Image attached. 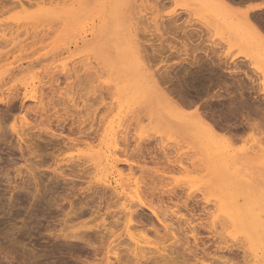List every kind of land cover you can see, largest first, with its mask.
Segmentation results:
<instances>
[{
  "label": "rangeland",
  "instance_id": "rangeland-1",
  "mask_svg": "<svg viewBox=\"0 0 264 264\" xmlns=\"http://www.w3.org/2000/svg\"><path fill=\"white\" fill-rule=\"evenodd\" d=\"M158 1L163 3L154 9ZM229 1L220 6L209 0L223 17L216 20L193 0H0V127L9 137L0 143V264H119L120 258L141 257L143 247L151 261L143 264H156L180 243L194 250L187 256L190 264H264V0ZM248 17L261 22L256 26L263 31L255 32ZM155 19L202 38L193 44L181 30L163 33ZM224 19L234 21L239 33L223 25ZM118 47L148 56L142 59L144 75L165 78L164 71H171L172 77L156 78L174 104L152 87L127 95L132 82L118 66ZM195 54L205 61L202 68L188 64ZM229 71L237 72L234 79ZM116 86L125 88L121 97ZM201 112L209 114L215 130L195 123ZM243 114L256 120L248 124ZM114 118L128 131L120 149L129 152L117 155L127 154L129 163L113 155L111 138L99 140ZM20 130L39 152L24 143L25 152L20 150ZM98 150L94 162H85ZM164 151L172 153V161ZM178 158L187 171L179 170L173 161ZM148 205L175 211L181 219L172 221L169 231ZM131 207L147 222L129 225ZM80 225L90 231L83 242L74 237L87 231Z\"/></svg>",
  "mask_w": 264,
  "mask_h": 264
},
{
  "label": "bare ground",
  "instance_id": "bare-ground-1",
  "mask_svg": "<svg viewBox=\"0 0 264 264\" xmlns=\"http://www.w3.org/2000/svg\"><path fill=\"white\" fill-rule=\"evenodd\" d=\"M2 1V0H1ZM12 1V0H11ZM23 1V0H22ZM61 1V0H60ZM193 1H197L200 5H203L204 6V8H206V9H209V10H211V11H208V12H211L213 15H214V17H216L215 19L216 20H222L223 19V17L222 16H219V15H217V13H215V11L213 10L214 9V7L211 5V3L209 2V0H193ZM226 2H228L229 0H225ZM4 2V1H3ZM5 2H7V1H5ZM25 2V1H24ZM46 2H47V0H46ZM49 2V1H48ZM64 2V1H63ZM68 2V1H67ZM147 2V1H146ZM159 2V1H158ZM160 2H162L163 3V1H160ZM160 2H159V4H157V2H156V4H155V2H153L152 4H154V9H155V7L157 8V6H160L161 4H160ZM167 2V1H166ZM215 2V1H214ZM222 2V3H221ZM223 2H224V0H216V3L217 4H219L220 6L223 4ZM230 3V5H231V1H229ZM232 2H233V0H232ZM10 3V2H9ZM13 2H11V4H12ZM17 4H18V2H16ZM23 3V2H22ZM22 3L20 4V2H19V4H20V6H22ZM26 3V2H25ZM60 3V2H59ZM197 3V5H199ZM225 3V2H224ZM235 3V2H234ZM239 3V2H238ZM244 3V2H243ZM15 4V3H14ZM18 4V5H19ZM46 4H48V3H46ZM151 4V3H150ZM226 4V3H225ZM233 4V3H232ZM9 5V4H8ZM16 5V4H15ZM27 5H29L28 4V2H27ZM14 6V5H13ZM17 6V5H16ZM148 6V5H147ZM15 7V6H14ZM14 7H12L13 9H14ZM19 7V6H18ZM261 7V6H260ZM147 8V7H146ZM162 8V7H161ZM257 8H259V6H255L253 9H257ZM152 9V8H151ZM150 9V10H151ZM205 9V10H206ZM224 9V8H223ZM228 9V8H227ZM10 10V9H9ZM8 10V11H9ZM66 10V9H65ZM160 10V9H159ZM229 10V9H228ZM260 10V9H259ZM158 10H156V12H157ZM160 12V11H159ZM248 12V11H247ZM253 12H255V11H253ZM155 13V12H154ZM158 13V12H157ZM252 13V12H251ZM259 13V12H258ZM211 14V15H212ZM256 14V13H255ZM150 15H152V14H150ZM243 16V15H242ZM241 16V18H243ZM250 16V15H249ZM207 17V16H206ZM210 17V16H209ZM212 18V17H211ZM249 19H250V21H253L254 19H252L251 20V17H248ZM248 18L246 19V20H248ZM254 18V17H253ZM257 18V17H256ZM259 18V17H258ZM264 18V17H263ZM151 19V18H150ZM243 19H245V18H243ZM160 20V19H159ZM159 20H157V19H155V26L160 30V31H165L166 32V34H171L172 33V31L170 30L171 28L174 30H177V32L179 31V30H181V27L180 26H178V25H176V24H174V22H172L173 24H174V28H173V24L172 25H170V24H167V25H170L169 27L168 26H163L164 24H163V22H162V24H160L159 25ZM212 20V19H211ZM246 20H245V22H246ZM152 21H154V19L152 20ZM233 21V20H232ZM186 22H188V21H186ZM218 22V21H217ZM234 22V21H233ZM233 22H229L228 20H226V19H224V21H223V25H227V27L228 28H230L231 29V31L233 32V33H236V32H238V29L233 25ZM247 22H249V21H247ZM246 22V23H247ZM254 22H255V24H254ZM256 22H258L257 20H255V21H253V22H250V27H252L254 30H255V32H257L258 34L260 33V31L262 32L263 31V27H261V29L262 30H260L259 29V27H257L258 26V24H260V23H256ZM144 23V22H143ZM147 24V23H146ZM182 24V23H181ZM191 24V23H190ZM237 24H239V23H237ZM3 25V24H2ZM161 25L163 26V27H161ZM166 25V24H165ZM222 25V26H223ZM257 25V26H256ZM260 25H262V24H260ZM263 25H264V23H263ZM147 26V25H146ZM8 27V26H7ZM246 27H248V26H246ZM162 28H165V29H163V30H161ZM241 28V27H240ZM157 29V30H158ZM187 29H188V27H187ZM224 29V28H223ZM260 31H259V30ZM158 30V31H159ZM170 30V31H169ZM174 30V32H173V35H175L174 33H177L176 31ZM189 30V29H188ZM198 30V29H197ZM209 30V29H208ZM258 30V31H257ZM182 32H183V35L186 37L185 38V40L188 42H191V43H193L194 42V39L196 38L198 41H200V39L202 38V36L201 35H199L198 33H193V32H187V30H186V28L185 29H182L181 30ZM191 31H194V30H191ZM229 31V30H228ZM201 32V31H200ZM264 32V31H263ZM261 33L260 35L262 36V37H264V33ZM164 33V32H163ZM239 33V32H238ZM236 35V34H235ZM162 36H165L164 34H162ZM130 37V36H129ZM184 38V37H183ZM255 38V37H254ZM172 39V38H171ZM175 39V38H174ZM173 39V40H174ZM246 39V38H245ZM132 40V39H131ZM237 40V39H236ZM166 41V40H165ZM134 42V41H133ZM187 42H183V46H184V51L187 53L188 52V44H187ZM202 42V41H201ZM200 42V43H201ZM125 43V42H124ZM138 43V42H137ZM199 43V44H200ZM190 44V43H189ZM194 44V43H193ZM120 45V44H119ZM122 46V45H121ZM123 47V46H122ZM129 48V47H128ZM191 48V47H190ZM197 48V47H196ZM127 50H129V51H127ZM126 51H125V49H123V48H121V47H118V49H116V54H117V59H118V66L120 67V69H121V71H123V74H125V76L129 79V81H131L132 83L130 84V89L129 88H127L126 87V89H128V91L126 92L127 93V95H130V98H131V96L132 95H134L133 93H139L138 91H140L139 90V88H148V89H150V87H152V88H155V90H157V91H159V93L162 95V97L164 98V100L166 101V103L167 104H169L170 106L172 105V104H174V101H172L167 95L169 94L167 91H166V93H164V91L166 90L165 88V90L163 91V90H161L160 88H159V80H161L162 78L165 80V78L167 77V76H171L172 77V75H170V72L167 70V71H164L165 72V78H164V76L162 77L161 76V74H163V73H161V74H159V73H157V76L159 75L160 76V78L161 79H159V76H158V79L159 80H157V76L155 75H153V74H151V73H146V75H144V72L146 71L145 69H144V66L142 65V59L144 60V59H146V58H148V56H146V54H145V57H143V58H141L140 56H139V53L136 51V50H134L133 48H131V50L130 49H127ZM200 50V49H199ZM198 50V51H199ZM216 50V49H215ZM218 50V49H217ZM264 50V49H263ZM145 51V50H144ZM191 51V50H190ZM197 50H195V51H193V52H198ZM214 52H216V51H214ZM141 53V52H140ZM218 53V52H217ZM194 54V53H193ZM205 54V56H206V58L209 60H211L212 59V57L210 56V53L209 52H205L204 53ZM216 54V53H215ZM215 54H213V55H215ZM187 55V54H186ZM196 55V54H195ZM212 55V56H213ZM189 56V55H188ZM216 57V56H215ZM192 59H194L193 60V62H191V63H188V64H190L192 67H195V68H198V67H196V66H199L200 65V63H202V61H204V60H202V61H200L199 59L200 58H197V55L196 56H194V58H192ZM217 59L220 61L219 63H221V59H222V56H218L217 57ZM187 60V59H186ZM216 60V59H215ZM191 61V60H190ZM212 61V60H211ZM145 62V61H144ZM189 62V61H188ZM205 62V61H204ZM147 63H148V61H147ZM207 63V62H206ZM208 63H209V61H208ZM211 63V62H210ZM209 63V64H210ZM212 64H215L214 63V61H212ZM207 65V64H206ZM118 66H117V70H119L118 69ZM208 66H210V65H208ZM224 66V65H223ZM190 67V66H189ZM191 67V68H192ZM200 67V66H199ZM204 67V66H203ZM217 67V66H216ZM225 67H227V66H225ZM200 68H202V67H200ZM205 68V67H204ZM214 68V67H213ZM219 68V67H218ZM114 69V68H113ZM167 69V68H166ZM169 69V68H168ZM209 69H210V67H209ZM226 69V68H225ZM228 69V68H227ZM147 70H149V69H147ZM205 70H207V69H205ZM214 72H215V69H212ZM220 70H221V67H220ZM187 71H188V69H187ZM227 71V70H226ZM158 72V71H157ZM184 72V71H183ZM206 72V71H205ZM210 72H212V71H210ZM222 72V71H221ZM225 73V72H224ZM237 73V72H236ZM236 73H234V72H230L229 71V75H230V77H232L233 79H234V77H233V75H237ZM172 74H174V73H172ZM186 74H188L187 72H186ZM199 74V73H198ZM209 74H211V73H209ZM218 73H216V75H217ZM167 75V76H166ZM184 75V74H183ZM189 75V74H188ZM193 75V74H192ZM219 75V74H218ZM227 75V74H226ZM228 75V76H229ZM205 76V75H204ZM213 76H214V74H213ZM227 76V77H228ZM242 76V75H241ZM178 78H179V76H177ZM191 77V76H190ZM193 77V76H192ZM195 77H197L196 75H195ZM203 77V76H202ZM216 77V76H215ZM218 77V76H217ZM222 77V76H221ZM119 78V77H118ZM175 78H176V76H175ZM211 78V77H210ZM224 78V77H223ZM222 78V79H223ZM167 79V78H166ZM169 79H171V78H169ZM194 79V78H193ZM201 79V78H200ZM205 79V78H204ZM215 79V78H214ZM221 79V78H220ZM208 80V79H207ZM206 80V81H207ZM218 80V79H217ZM163 81V80H162ZM167 81V80H166ZM196 81V80H195ZM199 81V80H198ZM200 81H202V80H200ZM199 81V82H200ZM209 81H210V79H209ZM211 81H213V80H211ZM197 82V81H196ZM203 82V81H202ZM225 83H227L226 81H224ZM161 83V82H160ZM195 83V82H194ZM201 83V82H200ZM148 84H149V87H148ZM162 85H163V82L161 83ZM232 84V83H231ZM241 84H243V83H241ZM248 84H249V82H248ZM247 84V85H248ZM220 85V84H219ZM218 85V86H219ZM230 85V84H229ZM234 85V84H233ZM233 85H232V87H233ZM161 86V85H160ZM199 86V85H198ZM223 86V85H222ZM118 87V88H117ZM169 87V86H168ZM204 87V86H203ZM116 88L117 89H119V96L121 97L122 95H124V93H121L120 94V92L123 90L124 91V87L123 86H116ZM170 88V87H169ZM168 88V89H169ZM193 88V87H192ZM207 88V87H206ZM223 88V87H222ZM172 89V88H171ZM170 89V90H171ZM194 89V88H193ZM226 89V88H225ZM230 89V88H229ZM237 89V88H236ZM138 90V91H137ZM189 90V89H188ZM191 90V89H190ZM232 90V89H231ZM234 90V89H233ZM238 90V89H237ZM236 90V91H237ZM241 90H243V88L242 89H240V92H239V94L242 96V91ZM230 90H228L227 89V94L229 95H231V96H235L236 95V92L235 91H233V92H229ZM244 91V90H243ZM188 92V91H187ZM216 92V91H215ZM225 92V91H224ZM229 92V93H228ZM168 93V94H167ZM172 93V92H171ZM181 93V92H180ZM190 94V93H189ZM159 96V95H158ZM230 96V97H231ZM171 97V96H170ZM197 97V96H196ZM221 98L222 97H224V98H227V96H220ZM183 98V97H182ZM232 98V97H231ZM121 100H122V98H120L119 99V101H120V104H121V106H122V103H121ZM193 100V99H192ZM229 100V99H228ZM230 100H233V99H230ZM43 101V100H42ZM200 101V100H199ZM205 101V100H204ZM241 101H243L244 102V99L242 100L241 99ZM247 101V100H246ZM246 101H245V103H246ZM242 102V104L244 105V103ZM117 103V102H116ZM115 103V104H116ZM177 103V102H176ZM190 103H192V102H190ZM229 103V102H228ZM248 103V102H247ZM246 103V104H247ZM13 104V103H12ZM114 104V103H113ZM178 104V103H177ZM233 105H234V102L232 103ZM9 105V104H8ZM193 105V104H192ZM233 105H231V106H233ZM21 106V105H20ZM174 106V105H173ZM180 106V105H179ZM182 106V105H181ZM204 106V105H203ZM209 106V105H208ZM230 106V107H231ZM246 106H249V105H246ZM1 107V106H0ZM14 107V106H13ZM258 107H259V105H258ZM258 107H255L256 109H259ZM5 108V107H4ZM212 108V107H211ZM2 109V108H1ZM0 109V110H1ZM7 109V108H6ZM208 109V108H207ZM213 109V108H212ZM231 109V108H230ZM233 109V108H232ZM3 110H5V109H3ZM240 110V109H239ZM9 111V110H8ZM7 111V112H8ZM10 111H11V109H10ZM9 111V112H10ZM206 111V110H205ZM234 111V110H233ZM243 111H244V109H243ZM238 112V111H237ZM239 113V112H238ZM256 113H258L259 114V111L258 112H256ZM3 114V113H2ZM1 114V115H2ZM5 114V113H4ZM7 114V113H6ZM201 114H202V112H201ZM201 114H198V113H196L195 114V123L196 124H199V125H202V126H204L203 124H206L207 126H208V124H210V127H212V129L213 128H215L217 125H215L214 123H213V126L211 125V123H212V121H211V123L209 122V114H208V118L205 116V115H201ZM229 114V113H228ZM258 114H257V116H258ZM8 115V114H7ZM224 115V114H223ZM232 115V114H231ZM237 115V114H236ZM256 115V114H255ZM4 116V115H3ZM9 116V115H8ZM228 116V115H227ZM243 116L245 117L244 119L246 120V123H251V121L253 120V116L251 117V119H250V116L249 115H244L243 114ZM262 116H263V114H262ZM261 116V117H262ZM34 117V116H33ZM259 117V116H258ZM257 117V118H258ZM2 118V117H1ZM222 118V117H221ZM223 118H224V116H223ZM229 118H230V116H229ZM263 118H264V116H263ZM3 119V118H2ZM1 119V120H2ZM8 119V118H7ZM7 119H5V121L7 120ZM37 120V119H36ZM225 120H226V118H225ZM227 120H228V118H227ZM254 120H256V119H254ZM253 120V121H254ZM3 121V120H2ZM257 121H258V119H257ZM117 122V119L116 118H114V120L110 123V124H112V125H110V126H106L105 127V129H104V131H103V135L101 134L100 135V141H102V140H104L106 137H108L109 139L111 138L112 140H111V147L114 149V154L113 155H115V157L117 156L118 158L117 159H119L121 156H123V158L127 155V154H125V156L124 155H121L120 157L118 156V155H120V154H118L119 152H121V151H123L122 149H120V147H121V142L123 141L124 143H122L123 145L122 146H124V144L126 145V136L128 135V131L125 129V130H122V126L123 125H118V123L117 124H115ZM228 122V121H227ZM256 122V121H255ZM3 123V122H2ZM2 123H0V125L2 124ZM220 123V122H219ZM246 123H245V126H246ZM218 124V123H217ZM239 124V123H238ZM240 124H242L243 126H244V124L241 122ZM247 124V125H248ZM252 124H254V123H252ZM251 124V125H252ZM256 124H257V122H256ZM255 124V125H256ZM42 125V124H41ZM254 125V126H255ZM258 126H259V123L257 124ZM2 126H3V124H2ZM2 126L0 127V143H2V141H3V144H4V140H5V142L6 141H8V140H6V139H8L9 137H8V133L5 135L4 133H3V131L5 130L6 131V129L7 128H2ZM93 126V125H92ZM104 126V125H103ZM206 126V127H207ZM236 126V125H235ZM240 126V125H239ZM250 126V125H249ZM257 126V127H258ZM219 127H221V126H219ZM2 128V129H1ZM203 128V127H202ZM250 128V127H249ZM259 128V127H258ZM4 129V130H3ZM30 129V128H29ZM203 129H205V128H203ZM31 130V129H30ZM58 130V129H57ZM213 130H215V129H213ZM32 131V130H31ZM234 131V130H233ZM26 132V131H25ZM38 132V131H37ZM41 132V131H40ZM47 133V132H46ZM85 133V132H84ZM130 133V132H129ZM230 133H232V132H230ZM16 134H17V136H18V144H19V146H20V150L21 151H24L25 152V150H24V147L22 146V144L21 143H24L27 147H28V151L30 150H35L36 151V147L33 149H31V147H29L32 143H29V140L26 142V140L24 139V137H25V134L26 133H24V130H23V133L21 132V130H20V132H16ZM44 134V133H43ZM83 134V133H82ZM86 134V133H85ZM226 134V133H225ZM34 134H32V136H33ZM37 135V134H36ZM41 135V134H40ZM49 134H47V136H48ZM51 135V134H50ZM54 135V134H53ZM58 135V134H57ZM88 135H90V134H88ZM87 135V136H88ZM5 136H7L8 138H5L4 139V137ZM55 136V135H54ZM92 136H93V134H92ZM133 136V135H132ZM37 137H38V135H37ZM37 137H35V139L37 138ZM40 137V136H39ZM51 138H52V136H50ZM60 137V136H59ZM59 137H57V138H59ZM79 137V136H78ZM88 137H91V136H88ZM177 137V136H176ZM175 137V138H176ZM34 138V137H33ZM32 138V139H33ZM43 138V137H42ZM120 138H122V141H120ZM11 139V138H10ZM32 139H30V140H32ZM39 139V138H38ZM44 139V138H43ZM90 139V138H89ZM135 139H137V141H138V137L137 138H135ZM134 139V140H135ZM40 140H42L41 138H40ZM39 140V141H40ZM53 140V139H52ZM54 140H56V139H54ZM59 140V139H58ZM33 141V140H32ZM31 141V142H32ZM38 141V142H39ZM46 141V140H45ZM50 141V140H49ZM88 141V140H87ZM34 142V141H33ZM42 142V141H41ZM57 142H59V141H57ZM61 142V141H60ZM130 142V141H129ZM8 143V142H7ZM28 143L30 144V145H28ZM2 144V145H3ZM48 144V143H47ZM51 144V143H50ZM49 144V146H51ZM55 144V143H54ZM64 144H65V142H64ZM68 144V143H67ZM41 145V144H40ZM16 146H17V144H16ZM16 146H15V148H16ZM35 146V145H34ZM33 146V147H34ZM41 146H43V145H41ZM40 146V147H41ZM45 146V145H44ZM43 146V147H44ZM110 146V145H109ZM22 147H23V149H22ZM38 147V146H37ZM99 147H101L100 146V144H99ZM126 147V146H125ZM14 148V149H15ZM18 148V147H17ZM16 148V149H17ZM30 148V149H29ZM47 148V147H46ZM49 148V147H48ZM94 148V147H93ZM98 148V147H97ZM135 148V147H134ZM2 149V148H1ZM5 149V148H4ZM26 149V148H25ZM39 149V148H38ZM43 149V148H42ZM3 150V149H2ZM101 150V149H100ZM100 150H98V151H95L94 153H92V157L91 156H86V160H85V162L87 161V159H88V162H94L93 160H95L96 159V156H98L97 154H101L100 153ZM121 150V151H120ZM136 150V149H135ZM1 151V150H0ZM14 151V150H13ZM33 151L34 153H37V152H39V151ZM92 151V150H91ZM128 151V150H127ZM127 151H125L124 150V152H127ZM260 152L262 151V150H259ZM264 151V150H263ZM27 152V151H26ZM129 152V151H128ZM255 152V151H254ZM259 153V152H258ZM23 154V153H22ZM52 154V153H51ZM118 154V155H117ZM122 154H124V153H122ZM172 153L171 152H163V155H164V157L168 160V161H172L171 159H170V155H171ZM24 155V154H23ZM22 155V156H23ZM36 155V154H35ZM41 155H43V154H41ZM41 155H40V157H41ZM113 155L111 156V157H113ZM128 156V155H127ZM24 157V156H23ZM39 157V158H40ZM44 157V156H43ZM47 157V156H46ZM102 158V157H104V158H106V156H102V155H100L99 156V158ZM114 157V158H115ZM130 157V156H129ZM127 158V157H125L124 159H125V161H130V160H128V159H130V158ZM85 158V157H84ZM122 158V159H123ZM113 159V158H112ZM116 159V160H117ZM121 159V158H120ZM121 159V160H122ZM179 159V158H178ZM178 159H175V160H173L174 162H177V164H178V168L180 167V171H187V169H188V167L184 164V161L182 162L180 159L178 160ZM97 160H98V158H97ZM115 160V159H114ZM211 160V159H210ZM13 161V160H12ZM100 161V160H99ZM108 161H109V159H108ZM186 161V160H185ZM219 161V160H218ZM121 162V161H120ZM212 162H214L213 161V159H212ZM116 163V162H115ZM118 163V162H117ZM129 163V162H128ZM173 163V162H172ZM187 163V162H186ZM80 165V164H79ZM116 165V164H115ZM114 165V166H115ZM118 165V164H117ZM97 166V165H96ZM189 166V165H188ZM117 168H118V166H116ZM130 167V168H129ZM128 167V169H130V171L129 172H131L130 174L131 175H133L134 176V172H133V170H132V168L133 169H135V167H131V165ZM216 167V166H215ZM114 168V167H113ZM137 168V167H136ZM115 170H117V169H115ZM120 170V169H119ZM136 170V169H135ZM137 170H139L140 171V168L139 169H137ZM121 172V171H120ZM120 172H118V173H120ZM138 172V171H137ZM136 173V172H135ZM185 173V172H184ZM121 174V173H120ZM119 174V175H120ZM132 177V176H131ZM133 178V177H132ZM65 181V180H64ZM69 181V180H68ZM30 182H32L31 180H30ZM34 184V183H33ZM138 184H136V186H137ZM27 186V185H26ZM37 186V185H36ZM28 187H30V186H28ZM43 187V186H42ZM24 188V187H23ZM17 188H15V190H16ZM26 189V188H25ZM22 190V189H21ZM40 190V189H39ZM258 192V191H257ZM39 193V192H38ZM93 196V195H92ZM97 196V195H96ZM35 197H37V196H35ZM256 197H258V196H256ZM195 198V197H194ZM251 199V198H250ZM232 201V200H231ZM132 202V201H131ZM264 203V202H263ZM260 204H262L261 202H260ZM165 205V204H164ZM168 205V204H167ZM135 207V206H134ZM149 211H150V213L152 214V216H153V218H155L156 219V221L161 225V226H164L165 228H168V230L170 229V226L173 224L172 223V221H180L179 219H181V218H178L177 217V215L175 214V211H170V212H172L171 214L168 212V211H166L167 209H163V210H165V212L163 211V213L162 212H160V210H156L153 206H145ZM132 208V207H131ZM132 209H134V208H132ZM138 211V210H137ZM135 209L132 211V210H130L129 209V211L127 212V219H126V222L129 224V225H131V224H140V223H145V221L143 220L142 221V219H143V216H141V214H139V212H137ZM162 211V210H161ZM76 212V211H75ZM88 213V212H87ZM150 214V215H151ZM123 217V216H122ZM151 218V217H150ZM147 219V218H146ZM121 220V219H120ZM150 220H152V219H150ZM113 221V220H112ZM118 223H120L119 222V220H116ZM122 221V220H121ZM125 221V220H124ZM147 222V221H146ZM151 222H153V220L151 221ZM89 223V222H88ZM112 223H115V222H112ZM185 223H186V221H185ZM81 224V223H80ZM120 224H122V223H120ZM120 224H118V225H120ZM138 224H137V226H138ZM86 225V224H85ZM85 225H80L81 227L79 228L78 227V229H87L86 227H85ZM151 225V224H150ZM149 225V226H150ZM136 226V225H135ZM153 226V225H152ZM173 226V225H172ZM134 227V226H133ZM103 228V227H102ZM107 228H108V224H107ZM110 228V227H109ZM162 228V227H161ZM104 229H105V227H104ZM82 232L80 233V231H79V234H77L76 232L74 233L75 234V239H79L80 240V242L82 241L83 242V240H87L88 238H86L87 237V235L88 234H90L89 232V230L87 229V231L86 230H84L85 232H83V230H81ZM107 231V230H106ZM105 231V232H106ZM159 231V230H158ZM170 231V230H169ZM173 231H175L174 229H173ZM74 232V231H73ZM87 232V233H86ZM92 232V231H91ZM96 232H98V230L96 231ZM156 232V231H155ZM155 232H153V233H155ZM168 232V231H167ZM93 234H94V232H92ZM101 233V232H100ZM98 234V233H97ZM171 234V233H170ZM170 234H169V232H168V235L170 236ZM76 235H79L78 237L76 236ZM94 235H96V234H94ZM99 235V234H98ZM252 235V234H251ZM71 236V235H70ZM69 236V237H70ZM93 235H91L90 237H92ZM101 236V235H100ZM58 237V236H57ZM66 238H67V236H65ZM64 237V238H65ZM68 237V238H69ZM160 237V236H159ZM67 238V239H68ZM72 238V237H71ZM155 238H157V237H155ZM164 239H165V237H163ZM168 238V237H167ZM58 239V238H57ZM90 239V238H89ZM158 239V238H157ZM160 239V238H159ZM163 239V240H164ZM73 240V239H72ZM95 240V239H94ZM167 240V239H166ZM250 240H253V236H250ZM77 241V240H76ZM152 241V240H151ZM254 242L255 241H257L256 239H254L253 240ZM259 241V240H258ZM79 242V243H80ZM88 242V241H87ZM92 242V241H91ZM96 242V241H95ZM158 242H160V241H158ZM84 243H85V241H84ZM83 243V245H85ZM90 243V242H89ZM146 243H148V242H146ZM150 244H152L151 242H149ZM148 243V245H150ZM161 243H162V241H161ZM180 243V242H179ZM178 243V244H179ZM199 243V242H198ZM75 244H77V243H75ZM91 244V243H90ZM96 244V243H95ZM122 244V243H121ZM156 244H159V243H156ZM177 244V245H178ZM251 244V243H250ZM261 244V243H260ZM88 245V244H87ZM147 245V244H146ZM176 244H175V246H177ZM255 245V244H254ZM78 246V245H77ZM91 246V245H90ZM95 246V245H94ZM121 246V245H120ZM127 246V245H126ZM125 246V247H126ZM133 245H131V247H132ZM93 246H91V249H93L92 248ZM128 247V246H127ZM126 247V248H127ZM134 247V246H133ZM171 247V246H170ZM181 248V249H179V248ZM178 247H175L174 249H172L173 250V255L172 256H170L169 258H167L166 256H165V258H163V260H160V261H162L163 263H159V261H156V264H190V262L188 261V255H192L193 253H194V250L193 249H191V247H189V245H186V244H184V243H180L179 244V246ZM252 247V246H251ZM250 247V248H251ZM78 248V247H77ZM80 248H82V247H80ZM88 248V247H87ZM90 248V247H89ZM96 248V247H95ZM116 248V247H115ZM114 248V249H115ZM138 248H141V246L140 247H138ZM137 248V249H138ZM144 248V247H143ZM142 248V249H143ZM146 248H147V246H146ZM128 249H130V246H129V248ZM127 249V250H128ZM136 249V250H137ZM142 249H139L138 250V252L140 253H137V256H141V257H143V258H141V257H135L136 256V254H135V258H118L120 261H119V264H125L126 262H128L129 264H143V261H145L146 262V260L145 259H148V258H145V257H147L146 255H143V253H144V251H146V250H144L143 249V251H142ZM83 250V249H82ZM97 252H99V250L98 249H95ZM148 250V249H147ZM178 250H181V251H178ZM206 250V249H205ZM117 251V250H116ZM128 251H130V250H128ZM128 251H126V252H128ZM155 251V250H154ZM76 252V251H75ZM124 252V251H123ZM148 252H150V249H149V251ZM206 252V251H205ZM132 253V252H131ZM131 253H130V255H131ZM145 253H147V252H145ZM144 253V254H145ZM153 253V252H152ZM97 254V253H96ZM118 254H120V253H118ZM124 254V253H123ZM139 254V255H138ZM147 254H149V253H147ZM154 254V253H153ZM174 254H176V256H174ZM180 254V255H179ZM234 254V253H233ZM238 254V253H237ZM126 255V254H125ZM119 256V255H118ZM127 256H129V253H128V255ZM132 256V257H133ZM178 257H181V258H178ZM247 258V257H246ZM246 258L244 259V261L246 260ZM81 259V261H82V258H80ZM159 259V258H158ZM157 259V260H158ZM160 259H162V258H160ZM85 260H87V259H85ZM150 259H148L147 260V262L149 261ZM151 260H152V258H151ZM251 260V259H250ZM88 261V260H87ZM110 261V260H109ZM109 261H107V263L109 262ZM153 262H155V260L153 259L152 260ZM247 261V260H246ZM83 262V261H82ZM111 262V261H110ZM145 262H144V264H145ZM149 262H151V261H149ZM249 262V261H248ZM89 263V262H88ZM86 264V263H85ZM111 264V263H110ZM112 264H114V263H112ZM153 264V263H152ZM232 264V263H231ZM235 264H237V263H235Z\"/></svg>",
  "mask_w": 264,
  "mask_h": 264
}]
</instances>
